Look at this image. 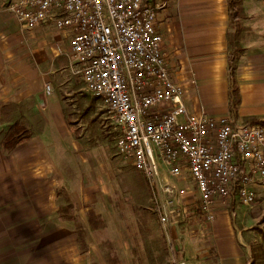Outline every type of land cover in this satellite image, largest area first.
Segmentation results:
<instances>
[{
    "label": "crops",
    "instance_id": "obj_1",
    "mask_svg": "<svg viewBox=\"0 0 264 264\" xmlns=\"http://www.w3.org/2000/svg\"><path fill=\"white\" fill-rule=\"evenodd\" d=\"M10 2L0 0V121L5 104L34 97L45 131L10 155L0 148V264H91V253L97 245L89 234L91 253H80L74 224L58 217L64 200L57 196L58 191H66L82 220L89 209L104 217L97 203L86 201L87 192L79 178L87 164V148L73 138L55 88L52 95H45V85L53 84L57 68L59 73H67L61 68L60 58H68L69 37L51 27L22 33L8 11ZM244 4L246 24L253 35L244 41L245 54L238 69L242 103L236 124H244L246 117L264 119V0H244ZM154 6L155 26L163 36L171 76L182 85L190 113L233 121L227 74V1L155 0ZM46 136L48 141L44 140ZM57 155L68 156L74 162L77 183L73 187L68 186L57 165ZM251 189L258 206L264 205V180H256ZM187 201L188 221L173 219L165 231L173 263L249 264L250 248L243 232L259 226L264 209L237 216L231 212L232 203L227 206L217 202L216 221L208 224L196 189ZM237 203L241 204L240 200ZM253 235L262 238L256 231ZM133 246L131 261L139 264L131 254Z\"/></svg>",
    "mask_w": 264,
    "mask_h": 264
},
{
    "label": "built area",
    "instance_id": "obj_2",
    "mask_svg": "<svg viewBox=\"0 0 264 264\" xmlns=\"http://www.w3.org/2000/svg\"><path fill=\"white\" fill-rule=\"evenodd\" d=\"M8 11L22 33L51 27L68 34V69L103 100L120 132L118 154L148 181L166 232L173 219L188 221L194 189L208 224L216 221L217 202L230 206L238 183L241 204L255 203L251 186L264 180V125L190 113L155 26L156 6L145 0H11ZM53 93V84H46L45 95Z\"/></svg>",
    "mask_w": 264,
    "mask_h": 264
},
{
    "label": "trees",
    "instance_id": "obj_3",
    "mask_svg": "<svg viewBox=\"0 0 264 264\" xmlns=\"http://www.w3.org/2000/svg\"><path fill=\"white\" fill-rule=\"evenodd\" d=\"M228 7L227 40V74L229 79V111L234 119L239 120L242 103L238 69L245 54L244 41L253 35V29L246 24L247 12L244 0H226ZM155 0H145V4L154 6ZM67 73H59L53 84L73 138L83 147L95 149L106 146L113 158L120 157L116 144L120 132L111 123L104 102L86 89L81 77L68 72V58L61 57ZM246 125H264V119L246 117ZM45 131V121L36 98L31 97L19 103H8L2 107L0 121V148L5 155H10L20 146L40 137ZM129 185L125 203L131 210L134 222V246L131 254L139 264H174L171 247L166 232L161 224L153 191L141 173L137 174L134 166H123ZM240 184L233 194L231 212L234 214L239 200ZM57 196L63 199L58 217L61 221L72 222L77 233V246L81 254L91 253L88 242L89 234L102 254L105 264H122L117 253V246L112 239L108 223L94 209H89L86 219L77 216L75 204L66 191H58ZM262 234L261 240L253 232ZM243 237L250 248L249 264H264V216L259 226L243 232ZM91 264H101L98 256L91 253Z\"/></svg>",
    "mask_w": 264,
    "mask_h": 264
},
{
    "label": "rangeland",
    "instance_id": "obj_4",
    "mask_svg": "<svg viewBox=\"0 0 264 264\" xmlns=\"http://www.w3.org/2000/svg\"><path fill=\"white\" fill-rule=\"evenodd\" d=\"M47 139L46 136L44 140L48 141ZM85 151L87 152V164L82 167L81 177L79 178L82 179L80 182L85 186L87 192V196L84 194L87 197L86 201L88 203L92 202V204L97 203L98 211L103 212L110 235L116 242L120 258L124 264H133L130 249L134 244L135 220L131 210L125 203L126 198L129 196V185L126 173L121 170L123 166L132 165H129L121 157L113 158L111 150L106 146H99L95 149L87 148ZM57 156L55 158L57 165L62 169L68 186L73 187L77 183V171L74 162L68 156ZM135 173L139 174L140 172L137 169ZM79 196L80 194L78 198ZM74 197H76V194ZM263 209L264 205L259 207L257 201L248 208L237 203L235 214L238 216L240 213L247 212V216H249L252 213H259ZM94 254L98 256L101 264H105L97 247Z\"/></svg>",
    "mask_w": 264,
    "mask_h": 264
}]
</instances>
